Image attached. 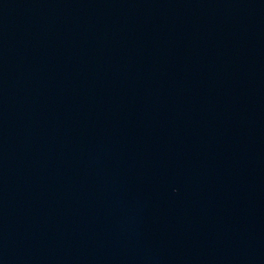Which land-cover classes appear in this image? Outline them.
<instances>
[{"label":"water","instance_id":"water-1","mask_svg":"<svg viewBox=\"0 0 264 264\" xmlns=\"http://www.w3.org/2000/svg\"><path fill=\"white\" fill-rule=\"evenodd\" d=\"M0 264H264V0H0Z\"/></svg>","mask_w":264,"mask_h":264}]
</instances>
